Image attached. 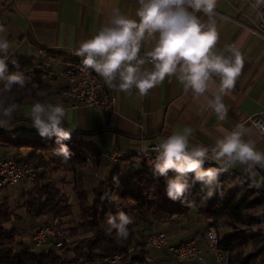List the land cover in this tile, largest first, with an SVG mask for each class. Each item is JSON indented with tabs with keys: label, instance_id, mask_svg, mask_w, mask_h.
Wrapping results in <instances>:
<instances>
[{
	"label": "crops",
	"instance_id": "crops-1",
	"mask_svg": "<svg viewBox=\"0 0 264 264\" xmlns=\"http://www.w3.org/2000/svg\"><path fill=\"white\" fill-rule=\"evenodd\" d=\"M139 7V0H0V17L8 29L11 42L9 61L18 57L38 59L37 52L46 50L43 70L51 73L48 79L51 90L46 102L62 104L70 109V118L65 120V127H73L72 134L92 135L93 145L101 153L99 157H94L96 160L92 164L79 171L77 176L66 172L60 176L57 188L69 198V204L73 207L79 208L76 189L82 188L89 201L93 202L94 193L103 182L112 178L119 170L125 175L129 174L133 166L141 165L144 151L153 148L162 137L173 132H183L185 127L193 130L189 137L190 147L202 145L211 150L217 140L223 139L226 133L236 130V126L242 123L248 129L243 139L254 141L256 150L264 152V136L248 122L250 117L264 113V29L258 15L245 0H217L211 17L219 33L214 51L230 57L232 54L227 46L235 45L244 57L243 68L234 88L223 96V103L228 110L224 120H219L210 107L220 84V77L216 74L211 76L208 90L202 95H196L191 89L186 93L178 79L179 72L166 77L145 96H141L135 87L130 92H118L102 78L106 88L119 101L118 114L113 118V124L110 123L109 115L101 111L83 106L75 107L72 102L62 99L65 81L60 74L70 63L82 62V58L76 55L80 44L102 27L113 26L111 22L117 9L120 15L138 21L136 12ZM197 16L205 24L210 22V18L202 12L197 13ZM157 39L158 34L142 43L141 58L150 59L145 54L155 47ZM142 68L151 71L154 66L146 62ZM2 87L3 82H0V88ZM32 104L27 102L17 107L11 124L7 126L9 133L41 137L32 127ZM113 151H122L128 156L117 163H111L105 154ZM208 161L211 166H218L215 160L208 159L205 163ZM229 171L231 176L225 184L229 187L224 189L226 193L232 188L235 178L248 173L246 167L239 164L229 168ZM255 171L254 178L257 181L264 179V169ZM50 217L32 219L27 226L32 225L35 232ZM184 220L186 221L161 225L158 230L168 232L171 240L175 241L174 244L189 237L191 240L200 239L199 245L208 257L209 264H216L204 237V232L212 222L207 218L199 219L195 211ZM189 222L194 227L187 233ZM256 222L264 224V214ZM183 228L186 235L181 236ZM146 256L152 259L153 264L170 263V257L165 252L147 251Z\"/></svg>",
	"mask_w": 264,
	"mask_h": 264
},
{
	"label": "clouds",
	"instance_id": "clouds-1",
	"mask_svg": "<svg viewBox=\"0 0 264 264\" xmlns=\"http://www.w3.org/2000/svg\"><path fill=\"white\" fill-rule=\"evenodd\" d=\"M264 0H257L253 7H258ZM217 0H139L136 12L139 20L127 18L114 11L113 26L102 27L90 39L83 41L76 55L82 58L83 70L92 69L105 82L118 92H130L135 87L141 96L164 81L166 77L176 75L187 93L191 89L196 95H202L208 90V84L213 74L220 77L218 94L210 102L219 120L227 116V108L223 96L235 86L244 64V57L235 45H230V57L219 55L214 48L219 40L217 26L211 17L214 14ZM204 13L210 22H201L197 13ZM158 39L155 47L147 52L154 68L144 70L146 59L140 57L142 43L146 39ZM11 42L8 29L0 24V127L11 124L13 114L17 111L13 88L23 89L29 79L22 71L10 72L8 68ZM13 65L19 69L16 61ZM118 81V83H115ZM47 90H37L36 97L47 98ZM70 109L62 104H54L45 100H34L30 117L32 127L43 138L55 137L57 148L54 153L67 162L71 151L65 141L71 139L73 127H65V120L70 118ZM193 130L185 127L183 132H173L160 138L152 151L154 159L150 161L153 174L164 177L167 196L173 201H181L189 189L188 178L191 174L194 182H201L208 189L206 199L211 198L217 189L221 188L219 177L223 172L237 164L246 167L255 187L264 186V179L256 181V169H264V152L256 150L255 142L245 141L243 137L248 132L244 124H238L236 130L228 132L223 139L216 141L215 147H190L189 137ZM211 152V155L209 153ZM208 159L217 162V167L204 168ZM91 163V161H89ZM169 171L176 173L169 177ZM223 196V191H220ZM110 193H105L101 199H113ZM189 206L194 201H189ZM134 223L133 217L124 211L115 215L108 214L106 234L115 232L117 240H125L129 236V225ZM214 238V231L210 232ZM120 259L117 256L114 264Z\"/></svg>",
	"mask_w": 264,
	"mask_h": 264
},
{
	"label": "trees",
	"instance_id": "trees-1",
	"mask_svg": "<svg viewBox=\"0 0 264 264\" xmlns=\"http://www.w3.org/2000/svg\"><path fill=\"white\" fill-rule=\"evenodd\" d=\"M12 61L18 63L19 69ZM8 68L10 72L22 71L29 78L25 88L14 87L12 93L5 94L14 96L18 106L27 102L33 103L36 99H47L36 97L35 93L37 90H51L48 85L50 72L35 69L33 59L26 57L9 61ZM64 143L72 153L67 162H63L62 158L54 153V149L58 147L55 137L49 139L17 135L9 133L7 127H0V161L14 160L18 164L43 168L39 178L33 181L37 186L23 194L22 207L25 217L15 216L8 201L0 205V264H72L64 259L62 251L59 253L53 249L61 239L58 235L50 238L53 245L48 244L42 249H37L34 244L33 247L16 245L20 236L15 227L16 221L21 222L25 218L40 219L49 215L62 219L73 215L69 198L52 181L41 183L40 180H45L49 172L60 170L77 176L91 158L101 155L93 145L90 134H72L71 139ZM230 176L231 171L223 172L219 177L221 188L217 189L211 198L206 199L207 187L201 182H194V177L190 174V186L185 197L181 201H173L167 196L165 178L155 176L143 159L141 165L133 166L129 174L125 175L119 170L112 178L103 182L96 189L93 202L89 201L82 188L76 189L80 220L71 235L66 236L64 230L65 237L68 240L70 237H80V230L90 234L89 238L80 241L78 247L72 251L78 260H84L87 264H95L98 259L117 255L125 257L123 264H146L144 258L147 251L143 248L146 239L158 231L161 225L179 222L195 211L199 219L207 218L216 226L224 224L231 229V234L221 239L220 244L221 251L229 255L230 264H264V236L252 240V252L247 254L246 250L250 244L240 235V232L254 230L255 223L249 218V213L258 208L264 209V196L259 192H264V186L255 187L253 179L246 173L240 178H235L232 188L226 193L224 186ZM220 191H223V196ZM3 192L4 190L0 191V194ZM105 193L112 194L114 198L102 200L101 197ZM189 201L195 203L189 206ZM118 211H124L134 219V223L129 225L128 238L119 241L114 231L111 235L105 231L108 214L115 215ZM66 245L60 250L65 249Z\"/></svg>",
	"mask_w": 264,
	"mask_h": 264
},
{
	"label": "built area",
	"instance_id": "built-area-1",
	"mask_svg": "<svg viewBox=\"0 0 264 264\" xmlns=\"http://www.w3.org/2000/svg\"><path fill=\"white\" fill-rule=\"evenodd\" d=\"M245 2L256 12L260 19L261 27L264 29V3H260L258 7H253L257 3V0H245ZM0 24H3L1 17ZM256 33L262 35L260 32ZM37 56L38 59L33 60L34 68L37 70L44 69L43 59L47 57V51L39 50ZM146 61L149 64L152 63L150 59H146ZM60 75L65 81V89L61 92L63 100L72 102L75 104V107L83 106L101 111L109 115L110 123L113 122V118L118 114L117 107L119 101L117 96L106 88L99 74L91 69L83 70L82 62L74 61ZM248 122L260 135L264 136V113L250 117ZM153 148L142 153L144 161L150 170H152L150 161L155 157V153L152 151ZM127 156V153L122 151H113L105 154L106 159L111 163H117L120 160L126 159ZM95 160V158H91L89 160L91 163L88 161V164H92ZM210 166L211 162L209 161L203 165L204 168H210ZM42 172L43 168L37 165L18 164L13 160L0 162V191L33 182L39 178ZM173 174L176 173L169 171L168 176ZM211 231H214V238L210 237ZM57 235L61 239L56 243L55 249L60 250L64 245L70 244V241L65 237L61 220L51 216L48 222L32 233V242L37 249H42L47 245L51 237ZM204 237L207 249L215 257L216 264H230L229 255L220 249L222 239L220 226L209 225L204 232ZM199 241L200 239H193L188 242L174 244L168 232L158 230L146 239L144 249L149 252H165L171 261L177 264H209L208 257L199 245ZM117 256L120 259L116 264H123L125 257L121 255ZM117 256L98 259L95 264H114ZM145 259L148 264H153L150 257L146 256Z\"/></svg>",
	"mask_w": 264,
	"mask_h": 264
},
{
	"label": "rangeland",
	"instance_id": "rangeland-1",
	"mask_svg": "<svg viewBox=\"0 0 264 264\" xmlns=\"http://www.w3.org/2000/svg\"><path fill=\"white\" fill-rule=\"evenodd\" d=\"M6 161H8V160H6ZM0 162H3V161H0ZM61 171L62 170L58 171L60 173H57V172L54 173V171L49 172L47 177H45V180H44V178L42 180H40L41 183L44 181L45 182L46 181H52V183L56 187H58V184L60 182L59 181L60 176L64 175L63 174L64 171H62V172ZM36 184H37L36 182H33V183H29V184H27V183L21 184L19 186L13 187V188H7L6 190H4L3 193L0 194V205L2 203H4L5 201H8V205L10 207V210L15 216L20 217V218H23V216L25 217L26 214H25V211L22 207V205H23V198L22 197H23V194L27 193L28 191L29 192L32 191V189L37 186ZM233 184H234V182H233ZM228 188H229L228 185L224 186V189H228ZM259 192L264 196V192H261V191H259ZM64 197H66V196H64ZM72 208H73V215L72 216L62 218V219L59 218L62 222L61 224H62L63 229L65 230L66 236L71 235V232L77 226V224L80 220V209L78 207H73V206H72ZM261 214H264L263 207L258 208L256 210L250 212L249 218H251L252 221L255 223L254 224V230H246L245 232H240V235L245 240H247L250 244L246 250L247 254L252 252L251 251L252 250V240L256 237L264 236V224L260 223V222H256V219H259ZM49 216H52L55 218V216H53V215H49ZM56 218H58V217H56ZM25 219H24V221H21V222H19V220L17 219L18 221L15 222V227L18 230V233L20 234L19 238L17 239L16 245L25 244V245H28L30 247H33L32 246L33 242H32V238H31L32 237L31 233L33 232V226L32 225L27 226V223L30 220L29 219L25 220ZM183 221H186V220L183 219ZM191 222H192V220H191ZM191 222L187 223V233L190 232L191 229L194 227L193 225H191ZM194 222H195V220L193 221V223ZM220 228H221V238L222 239L229 236L232 232L231 229L224 224H222L220 226ZM80 231H82L80 237H75V238L70 237V240H69L70 244H67L65 249L57 250V249H55V246H53V249H55L59 253H60V251H62L61 255L64 257V259L67 261H70V263H72V264H74V263L75 264H87V262L86 261L84 262V260H78L77 255L74 252H72L75 247H78V243L80 241L90 237V234L88 232H86L84 230H80ZM184 231H186V230L183 228V233L181 234V236L186 235V234H184L185 233ZM177 237H180V236L177 234ZM190 238L191 237H189L187 239H183V242L190 241L191 240ZM249 239H251V240H249ZM172 242L175 243V241L173 239H172ZM48 244L53 245L51 239L48 241L47 245ZM68 251H70V252H68ZM169 264H177V263L171 261V259H170ZM190 264H194V263H190Z\"/></svg>",
	"mask_w": 264,
	"mask_h": 264
}]
</instances>
